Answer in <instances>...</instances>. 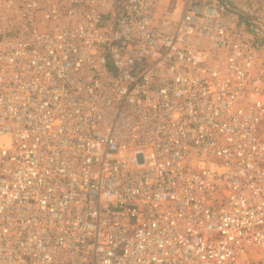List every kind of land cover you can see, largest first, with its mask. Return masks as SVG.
Segmentation results:
<instances>
[{"label":"built area","instance_id":"2783aa9c","mask_svg":"<svg viewBox=\"0 0 264 264\" xmlns=\"http://www.w3.org/2000/svg\"><path fill=\"white\" fill-rule=\"evenodd\" d=\"M0 264H264V26L226 0H0Z\"/></svg>","mask_w":264,"mask_h":264},{"label":"rangeland","instance_id":"374dc122","mask_svg":"<svg viewBox=\"0 0 264 264\" xmlns=\"http://www.w3.org/2000/svg\"><path fill=\"white\" fill-rule=\"evenodd\" d=\"M260 1L261 0H252L250 1L249 4H254V7H249L248 9H243V8H237L242 17L246 20V19H251L253 21H257V20H260V21H264L263 17H264V14L263 12L261 11V6H260ZM242 2H246L248 3L249 0H244ZM235 6V5H234ZM236 7V6H235ZM263 26H264V23H263ZM264 46V45H263ZM262 49V48H261ZM261 59V58H260ZM263 62V61H262Z\"/></svg>","mask_w":264,"mask_h":264},{"label":"crops","instance_id":"0c3cea01","mask_svg":"<svg viewBox=\"0 0 264 264\" xmlns=\"http://www.w3.org/2000/svg\"><path fill=\"white\" fill-rule=\"evenodd\" d=\"M226 1H229L231 4L235 5L236 8H239L240 7V8H243V9H248L249 7H254V4L253 3L252 4H249L250 1H252V0H249L248 3L242 2L244 0H226ZM260 6H261V11L264 14V0H261L260 1ZM0 14H1V12H0ZM263 19H264V17H263ZM263 23H264V21H263ZM260 58H261V61L264 62V46L263 45H262V49H261V52H260Z\"/></svg>","mask_w":264,"mask_h":264}]
</instances>
